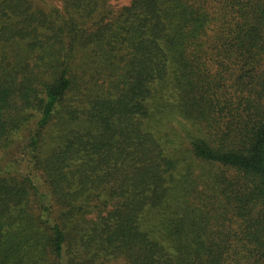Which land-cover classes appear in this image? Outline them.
Here are the masks:
<instances>
[{
	"label": "trees",
	"instance_id": "obj_1",
	"mask_svg": "<svg viewBox=\"0 0 264 264\" xmlns=\"http://www.w3.org/2000/svg\"><path fill=\"white\" fill-rule=\"evenodd\" d=\"M111 1L0 0V264H264V0Z\"/></svg>",
	"mask_w": 264,
	"mask_h": 264
},
{
	"label": "rangeland",
	"instance_id": "obj_2",
	"mask_svg": "<svg viewBox=\"0 0 264 264\" xmlns=\"http://www.w3.org/2000/svg\"><path fill=\"white\" fill-rule=\"evenodd\" d=\"M57 3L59 5H61V0H57ZM129 4V0H112L111 1V6L113 7L114 10H118L120 8H122L123 6ZM182 122L183 120L179 119V118H175L174 120V125L176 127H181L182 126ZM106 264H123V262L121 261H113V262H109Z\"/></svg>",
	"mask_w": 264,
	"mask_h": 264
}]
</instances>
